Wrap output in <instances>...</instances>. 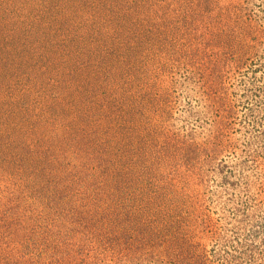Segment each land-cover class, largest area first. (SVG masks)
<instances>
[{
	"label": "rangeland",
	"instance_id": "rangeland-1",
	"mask_svg": "<svg viewBox=\"0 0 264 264\" xmlns=\"http://www.w3.org/2000/svg\"><path fill=\"white\" fill-rule=\"evenodd\" d=\"M0 264H264V0H0Z\"/></svg>",
	"mask_w": 264,
	"mask_h": 264
},
{
	"label": "trees",
	"instance_id": "trees-1",
	"mask_svg": "<svg viewBox=\"0 0 264 264\" xmlns=\"http://www.w3.org/2000/svg\"><path fill=\"white\" fill-rule=\"evenodd\" d=\"M145 152V151H144ZM134 154H138V151H135ZM145 154V153H144ZM162 186V185H160ZM149 235H146V237H148ZM127 237V235H126ZM146 237H144L146 239ZM116 243H118V246H120L121 249V255H131L133 256L135 253L137 254L138 251V245H139V241L138 240H128V237L125 238H118L116 241ZM148 244V243H147ZM119 249V250H120Z\"/></svg>",
	"mask_w": 264,
	"mask_h": 264
}]
</instances>
